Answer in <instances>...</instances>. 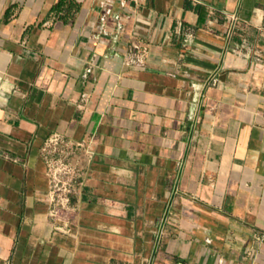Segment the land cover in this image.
I'll return each instance as SVG.
<instances>
[{"label":"crops","instance_id":"1","mask_svg":"<svg viewBox=\"0 0 264 264\" xmlns=\"http://www.w3.org/2000/svg\"><path fill=\"white\" fill-rule=\"evenodd\" d=\"M261 235L264 0H0V264H264Z\"/></svg>","mask_w":264,"mask_h":264},{"label":"built area","instance_id":"2","mask_svg":"<svg viewBox=\"0 0 264 264\" xmlns=\"http://www.w3.org/2000/svg\"><path fill=\"white\" fill-rule=\"evenodd\" d=\"M233 18L236 19V16ZM65 145L64 138L59 133H53L46 139L43 147V157L47 162L51 181L53 206L50 210V218L53 221L54 231L61 234L70 232L74 209L69 196L73 191L74 181L80 178L81 174L72 160L76 147L80 144L73 143L72 146L64 147ZM258 239L263 243L264 235L259 236Z\"/></svg>","mask_w":264,"mask_h":264}]
</instances>
